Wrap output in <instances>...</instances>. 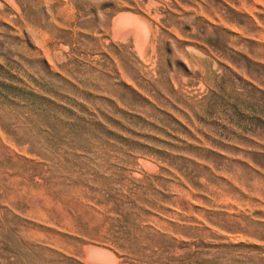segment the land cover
Returning <instances> with one entry per match:
<instances>
[{
	"label": "rangeland",
	"instance_id": "1",
	"mask_svg": "<svg viewBox=\"0 0 264 264\" xmlns=\"http://www.w3.org/2000/svg\"><path fill=\"white\" fill-rule=\"evenodd\" d=\"M0 264H264V0H0Z\"/></svg>",
	"mask_w": 264,
	"mask_h": 264
},
{
	"label": "bare ground",
	"instance_id": "2",
	"mask_svg": "<svg viewBox=\"0 0 264 264\" xmlns=\"http://www.w3.org/2000/svg\"><path fill=\"white\" fill-rule=\"evenodd\" d=\"M155 4V3H154ZM118 17V16H117ZM116 17V18H117ZM115 18V28H116V30L117 31H119V32H123V31H126L127 29H132L133 31H135L136 32V40H138L139 41V43L142 45V47L143 46H145L144 45V43H146V39H148V38H146V37H148V35H147V33L149 32V30H151V29H149L148 27H147V25H146V23L143 21V20H141L140 18H138V17H136V16H133V15H130V14H122L121 16H119V18H117L116 19ZM149 29V30H148ZM148 31V32H147ZM132 34V33H131ZM134 34V33H133ZM124 35V34H123ZM150 35V34H149ZM150 37V36H149ZM137 42V41H136ZM138 44V43H137ZM148 44V43H147ZM140 47V46H139ZM152 47V46H151ZM144 49H146V48H144ZM153 49V48H152ZM145 52V51H144ZM94 248V247H93ZM92 248V249H93ZM91 249V253H92V250ZM97 248L95 247L94 248V250H96ZM104 251H106V250H104ZM103 250H101V252H103V254L105 253ZM100 252V250L98 249V254H97V250L95 251V255L94 256H96V254L98 255V257H100L99 255L101 254V257H102V253ZM92 254H94V253H92ZM105 254H107V251H106V253ZM104 254V255H105ZM108 255V254H107ZM108 258H109V256H107ZM105 258V257H104ZM108 260H110V259H108ZM110 262V261H109Z\"/></svg>",
	"mask_w": 264,
	"mask_h": 264
}]
</instances>
